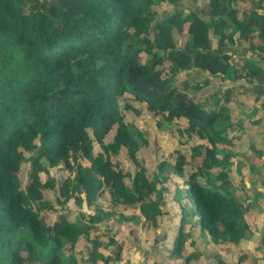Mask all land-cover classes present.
I'll list each match as a JSON object with an SVG mask.
<instances>
[{"label": "trees", "instance_id": "1", "mask_svg": "<svg viewBox=\"0 0 264 264\" xmlns=\"http://www.w3.org/2000/svg\"><path fill=\"white\" fill-rule=\"evenodd\" d=\"M56 1L0 0V264H112L95 226L131 209L151 237L170 217L167 201L178 205L174 231L154 243L171 251L154 264H264V235L250 230L226 150L264 159V108L238 102L262 69L234 55L264 61V0H200L188 11L180 0ZM209 77L229 88L212 104L193 96ZM138 103L180 138L157 171L140 159L149 138L129 121ZM259 200L248 212L264 216ZM204 234L211 257L199 249Z\"/></svg>", "mask_w": 264, "mask_h": 264}, {"label": "rangeland", "instance_id": "2", "mask_svg": "<svg viewBox=\"0 0 264 264\" xmlns=\"http://www.w3.org/2000/svg\"><path fill=\"white\" fill-rule=\"evenodd\" d=\"M60 2V0H57L55 3ZM200 4V0H180L175 3L179 9H184L186 11L189 9H196L200 6ZM158 9L170 11L172 9V4L161 3ZM184 35L185 33L178 38L180 46L184 45ZM240 54H243L240 56L242 60H251L261 67L262 72L257 78H253L249 82L243 81L248 90L242 94L243 96L241 98H239V105L242 109H246L247 106L245 104L255 105L257 103L258 105H262L264 108V61L252 51L246 52V50L243 49L235 50L234 55L236 59H239ZM209 80V85H206L205 81L201 80L200 84L202 88L193 92V96L199 100H207L210 104H212L215 100L221 99V97L227 93L229 88L224 81H221V79L213 82L212 77H209ZM190 85L194 87L196 85V81L194 79H190ZM135 107L137 108L138 114L133 113L129 117V121L135 123L136 126L143 130L150 140V147L145 150L142 155H140V159L145 163L146 167L150 171H157V166L160 162L167 158L173 159L176 157V150L180 146L179 135L177 132L171 133V128H169L166 124V121H163L158 116H153V113H150L146 105L138 103ZM256 129H258V127H256L255 130ZM231 134L237 135L236 132H231ZM111 136L112 134L109 135L108 140L111 139ZM261 141L264 143V134L262 135ZM206 143V139L202 140L198 137H194V140L189 144L198 145ZM235 145L236 146L231 145L226 149L228 150L227 152L234 154V157L231 160L232 166L229 171L230 181L240 196L239 201H243L245 205L244 210L247 212L250 230H252L254 234L258 233L260 235L261 233L264 235V216L257 211L248 212L253 205V201L260 199L264 203V198H262L264 197V159L263 157L258 158L257 160H254L252 157L245 158V153L237 144ZM117 159L122 164L121 167L124 172L132 168L125 151H123ZM114 160L117 161L116 159ZM241 160L245 164L240 168ZM252 164L259 165V169H255V166L251 168L250 166ZM170 180L172 181L173 178ZM170 191L172 192L171 188ZM169 195V193L165 192V198L170 197ZM109 203H111L110 194H108L105 199H102L101 204L106 205ZM166 203L165 210L169 212L168 214L170 217H167L166 215L161 217V225L157 230L151 229V237L147 236L146 229L143 225V219L139 215L138 211L131 209L122 210L125 217L121 222L118 217H114L113 221L107 220L95 226L96 228L91 232V234L95 239H104V253L106 256H109L112 264H154L157 259L156 255L160 251H171V248H168L165 245H157L154 243V238H156L157 235H160L161 239L165 236V234H170L174 231V228H172L173 226H170L169 222L176 218L174 217V210L178 208V205L170 201H167ZM75 211L78 213L79 209H76ZM249 232L250 231H248L247 234L248 239L252 237ZM107 238L112 239L111 242L109 240V244ZM200 240L201 243L199 249L206 254V257L213 256L212 251L207 250L206 248L210 242L209 236L204 234L203 236H200ZM246 240L247 239L244 241ZM220 249L221 251H225L223 246H221ZM259 249L260 247H256V250ZM82 252L86 253L84 247ZM118 255H120V259H118ZM121 257L124 258L123 261L121 260ZM262 259L264 260V257H262ZM176 261H173V264H176ZM177 262L182 264L181 260H178ZM195 264L207 263H205L202 259L195 262Z\"/></svg>", "mask_w": 264, "mask_h": 264}, {"label": "crops", "instance_id": "3", "mask_svg": "<svg viewBox=\"0 0 264 264\" xmlns=\"http://www.w3.org/2000/svg\"><path fill=\"white\" fill-rule=\"evenodd\" d=\"M80 264H83V263H80Z\"/></svg>", "mask_w": 264, "mask_h": 264}]
</instances>
